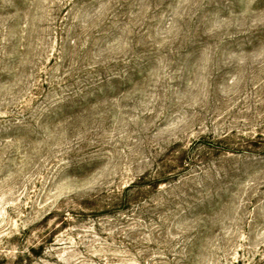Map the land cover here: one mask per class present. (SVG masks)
<instances>
[{"label":"rangeland","instance_id":"obj_1","mask_svg":"<svg viewBox=\"0 0 264 264\" xmlns=\"http://www.w3.org/2000/svg\"><path fill=\"white\" fill-rule=\"evenodd\" d=\"M0 264H264V0H0Z\"/></svg>","mask_w":264,"mask_h":264}]
</instances>
